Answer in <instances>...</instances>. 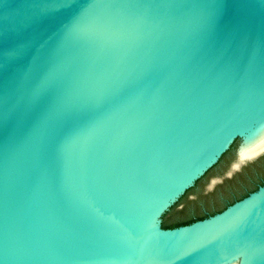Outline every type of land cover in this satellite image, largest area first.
Masks as SVG:
<instances>
[{"label": "water", "instance_id": "1", "mask_svg": "<svg viewBox=\"0 0 264 264\" xmlns=\"http://www.w3.org/2000/svg\"><path fill=\"white\" fill-rule=\"evenodd\" d=\"M261 125L264 0H0V264H264V184L163 227L259 185Z\"/></svg>", "mask_w": 264, "mask_h": 264}, {"label": "trees", "instance_id": "2", "mask_svg": "<svg viewBox=\"0 0 264 264\" xmlns=\"http://www.w3.org/2000/svg\"><path fill=\"white\" fill-rule=\"evenodd\" d=\"M237 142V141H236ZM236 142L232 145V147H231V149L227 152V153H225L223 156H222V158L220 159V161L214 166V167H216L217 165H219V164H221V162L223 161V159L227 156V154H229V152H231V150L233 149V147L235 146V144H236ZM261 159H264V156L261 158ZM261 159L258 161V163L257 162H255L253 165H259L261 162ZM213 167V168H214ZM212 168V169H213ZM209 172V171H208ZM207 172V173H208ZM206 173V174H207ZM206 176V175H205ZM204 176V177H205ZM203 179V177L200 179V180H198L197 182H196V184H195V186L193 187V188H191V189H194L195 187H197V185H198V183L201 181ZM264 184V177H263V180H261L260 182H259V185H258V183H257V185L255 186H251L250 187V189L248 190V191H246V193H244L243 194V196H240V197H236L234 200H231V201H229L223 208L221 207V208H219V209H217L216 211H214V212H212L211 214H209L208 216H202V217H198L197 219H190V220H188V221H185V222H175V223H167V222H165V220L163 221V227L165 228V229H174V228H177V227H180V226H185V225H189V224H192V223H194V222H196V221H200V220H203V219H206L207 217H209V216H212V215H215L216 213H219V212H221V211H223V209H225L228 205H231V204H233L235 201H237V200H240V199H242V198H244V197H246V196H248L251 192H254V191H256L260 186H262ZM222 187H224V186H222ZM190 189V190H191ZM189 190V191H190ZM188 193V191L186 192V194ZM216 193H217V191H216ZM185 194V195H186ZM185 195L183 196V197H185ZM182 197V198H183ZM181 198V199H182ZM180 199V200H181ZM176 204H178V203H176ZM176 204L170 209V211L167 213V214H169L174 208H175V206H176Z\"/></svg>", "mask_w": 264, "mask_h": 264}, {"label": "clouds", "instance_id": "3", "mask_svg": "<svg viewBox=\"0 0 264 264\" xmlns=\"http://www.w3.org/2000/svg\"><path fill=\"white\" fill-rule=\"evenodd\" d=\"M262 132H264V125H261L258 128H256L255 130H253V132L251 133L250 138H255ZM250 162L251 161H240L239 158H238V160L236 161V164L238 165L236 170H240V168H242L243 166H246V164L250 163Z\"/></svg>", "mask_w": 264, "mask_h": 264}, {"label": "flooded vegetation", "instance_id": "4", "mask_svg": "<svg viewBox=\"0 0 264 264\" xmlns=\"http://www.w3.org/2000/svg\"><path fill=\"white\" fill-rule=\"evenodd\" d=\"M164 219V218H163ZM164 221V220H163Z\"/></svg>", "mask_w": 264, "mask_h": 264}]
</instances>
